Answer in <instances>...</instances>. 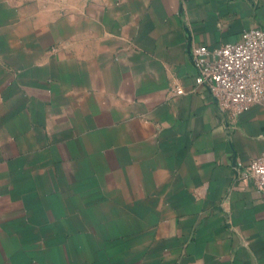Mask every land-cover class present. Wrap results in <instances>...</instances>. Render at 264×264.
I'll use <instances>...</instances> for the list:
<instances>
[{
	"label": "crops",
	"instance_id": "obj_1",
	"mask_svg": "<svg viewBox=\"0 0 264 264\" xmlns=\"http://www.w3.org/2000/svg\"><path fill=\"white\" fill-rule=\"evenodd\" d=\"M254 26L264 0H0V264H264L236 165L264 103L232 117L192 60Z\"/></svg>",
	"mask_w": 264,
	"mask_h": 264
},
{
	"label": "built area",
	"instance_id": "obj_2",
	"mask_svg": "<svg viewBox=\"0 0 264 264\" xmlns=\"http://www.w3.org/2000/svg\"><path fill=\"white\" fill-rule=\"evenodd\" d=\"M192 60L196 67L195 90L209 93L232 117L255 103H264V27L246 29L240 40L214 47L196 46ZM177 93L185 90L179 87ZM236 165L244 181L252 182L264 194V152L246 166Z\"/></svg>",
	"mask_w": 264,
	"mask_h": 264
}]
</instances>
